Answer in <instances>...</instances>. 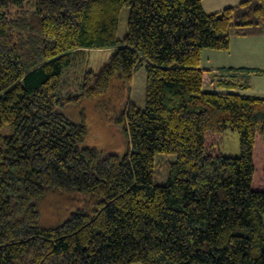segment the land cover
Instances as JSON below:
<instances>
[{
	"label": "trees",
	"instance_id": "1",
	"mask_svg": "<svg viewBox=\"0 0 264 264\" xmlns=\"http://www.w3.org/2000/svg\"><path fill=\"white\" fill-rule=\"evenodd\" d=\"M23 1L0 0V264H264V96L240 93L242 70L206 90L201 67L204 49L264 31V0L214 13L203 0H37L39 50ZM109 47L59 96L74 51ZM142 68L144 108L130 99ZM115 77L124 155L84 145L85 115L66 113ZM227 129L239 156L221 153ZM158 153L175 156L164 184Z\"/></svg>",
	"mask_w": 264,
	"mask_h": 264
},
{
	"label": "rangeland",
	"instance_id": "2",
	"mask_svg": "<svg viewBox=\"0 0 264 264\" xmlns=\"http://www.w3.org/2000/svg\"><path fill=\"white\" fill-rule=\"evenodd\" d=\"M23 9L29 22V31L34 32L37 39L34 50L42 49L40 43V22L36 13L37 0H24ZM128 7H123L118 29V38L122 39L127 31ZM260 27V26H259ZM264 26H261V28ZM254 30L258 28L253 27ZM264 30V29H263ZM115 51V47L109 48H83L74 51L71 54L70 64L65 66L60 76L59 96L66 97L75 94L79 88L80 82L86 70H98L102 64ZM24 62L27 58L23 57ZM121 81L118 77L113 80L110 91L97 99L86 100L79 107H69L66 111L69 118L75 121L81 120V114L86 117L88 126V136L84 145L95 147L101 150L114 151L119 155H124L130 147L129 137L126 131L117 126L113 122L114 108L116 102L121 95ZM145 86H146V70L140 69L135 73L133 83L131 85L130 99L140 108L145 107ZM221 153L226 156L240 155L239 135L232 129L225 130L221 141L219 142ZM175 156L172 154L158 153L155 162L157 168L155 170V182L164 184L168 180L169 166L174 162Z\"/></svg>",
	"mask_w": 264,
	"mask_h": 264
},
{
	"label": "crops",
	"instance_id": "3",
	"mask_svg": "<svg viewBox=\"0 0 264 264\" xmlns=\"http://www.w3.org/2000/svg\"><path fill=\"white\" fill-rule=\"evenodd\" d=\"M242 1L245 0H203V7L207 13H214ZM201 67L204 70L206 90L214 89L212 74L223 70H242L249 71L241 72L240 77L248 78L251 87L241 89L240 93L264 96V31L233 35L227 50L204 49Z\"/></svg>",
	"mask_w": 264,
	"mask_h": 264
}]
</instances>
